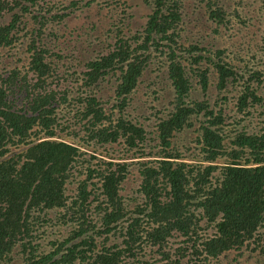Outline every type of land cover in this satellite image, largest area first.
Wrapping results in <instances>:
<instances>
[{
    "label": "trees",
    "instance_id": "16d2710c",
    "mask_svg": "<svg viewBox=\"0 0 264 264\" xmlns=\"http://www.w3.org/2000/svg\"><path fill=\"white\" fill-rule=\"evenodd\" d=\"M80 1L0 0L2 63L24 41L27 60L0 71V264L21 248L25 264H157L148 251L161 264H216L232 252L264 257V127L251 131L248 120L263 103L253 86L263 73L246 78L227 48L192 44L183 30L186 13L187 23L205 21L201 10L215 29L228 26L220 0H145L151 12L135 33L126 2ZM94 3L120 10L106 29L107 51L93 49L84 61V48H73L79 56L54 52L49 27ZM89 30L92 44L104 36L98 25ZM156 63L155 75L146 74ZM210 67L218 96L241 88L233 107L226 96L211 103ZM164 68L168 87L157 76ZM191 76L203 100L193 98ZM70 78L81 85L60 89ZM146 82L153 100L141 112L135 100ZM151 109L153 126L141 122L151 121ZM189 130L195 146L183 153L175 141ZM135 172L140 202L128 209L122 185ZM43 221L62 239L37 256L31 239Z\"/></svg>",
    "mask_w": 264,
    "mask_h": 264
},
{
    "label": "rangeland",
    "instance_id": "374dc122",
    "mask_svg": "<svg viewBox=\"0 0 264 264\" xmlns=\"http://www.w3.org/2000/svg\"><path fill=\"white\" fill-rule=\"evenodd\" d=\"M49 3L55 2L56 0H46ZM65 2V0H63ZM91 0H81L80 7L86 4ZM122 2L127 3V7H123L125 10H128L130 14L127 16L126 23L127 29L131 32L135 33L140 31L145 23L147 22V17L151 12V7L145 2V0H121ZM192 1H187L186 7L191 11L190 5ZM220 5L223 6L227 12L228 21L230 22L226 27H217L215 29V25L211 22H208L207 19L203 16V10L200 11L199 20L203 21L201 25H195L194 21L191 20L193 17L189 18V22L187 23L188 16L190 13H186L187 17L185 18L183 30L186 31L190 35L189 39L192 44L201 45L202 47H208L212 49H228L230 58L233 63L239 68L241 74H244L246 78L249 77V72L253 74L254 72H262L261 76L263 83L257 84L253 83V86L258 87V95L263 98V103L259 106H255L256 110L249 109L252 115L248 116V120H254L252 124H250L251 131L257 129L258 127H264V33H263V24H264V10L263 3L261 0H220ZM111 7H102L100 8L97 4H93L90 8H82L78 9L76 12L70 13V17L65 21V24H60L58 27L53 26L49 27V29L54 28L56 36L49 38L48 46L56 53L64 54L66 52L73 51L76 56H79L78 51L73 50V48L78 49L84 48L87 51L83 53L79 57L82 61L85 60L86 57L90 56L93 49L102 50V52L107 51V45L112 41L108 39L106 33V29L110 26L111 23H118V12L120 10L117 9L115 14L109 13ZM99 26L97 34L100 32L104 33V36L101 37L99 42H95L92 44L93 38L88 34L90 33L89 28L92 26ZM112 28V26L110 27ZM215 29L216 32L213 30ZM100 31V32H99ZM88 35V36H87ZM21 41H24L23 39ZM88 41V42H87ZM79 43V46H78ZM91 44V45H89ZM16 47V55L11 57H6L4 60V64L2 63L3 58L0 57V71H3L2 68H6L8 70L18 67L22 68L27 63L25 60V41L19 43ZM0 56L3 54L0 53ZM5 56V55H4ZM20 60V61H19ZM19 61V62H17ZM159 63L163 64V60H158ZM159 63H156V66H151L147 69L146 74L155 75L153 70L155 71L157 67L160 66ZM81 62L75 66V69L81 71L83 68H80ZM62 66V65H61ZM64 69V67L62 66ZM211 68V89L210 92V101L213 103L215 101L218 93L215 91L214 82L216 81V77L213 74V68ZM61 69V70H63ZM153 69V70H151ZM249 71V72H248ZM165 72V68L160 72H157V76L164 82V85L167 86L166 76L163 74ZM148 78V76H146ZM59 80L54 81V86ZM191 82L194 87L193 98L197 101L203 100V93L199 89L197 79L191 76ZM52 85V86H53ZM81 85L80 81H76L72 78L63 80L61 79L59 83V88L64 89L68 87L70 90H75V88ZM154 90V87H150L149 82H146L143 86H140V92L136 96L135 104L141 107V112L145 111L149 108L150 101L152 102L153 98L151 95V91ZM107 92V90H104ZM241 88L235 87L230 88L228 92H225L222 96H226L228 100V106L233 107L237 97L240 95ZM218 96V97H222ZM172 97L171 91L167 94V99L170 100ZM155 102L159 103L155 99ZM17 105H21L18 103ZM156 105L154 103L153 107ZM155 111L153 109L149 110L147 115L151 116V121H141L146 123L149 126H153L156 124L155 117L153 114ZM61 118V117H60ZM258 126V127H257ZM178 138L176 145L180 148V150L184 153L187 150H192L195 146L194 138L196 136L192 130H189L188 133H180L177 134ZM157 143L151 142L150 146H155ZM149 145L147 148H151ZM152 149H146V152H150ZM91 153V152H90ZM141 182V176L137 172L134 173L133 176L122 185L123 190L121 194L127 198L126 207L128 209H133V207L138 204L140 201L139 195L136 194ZM76 185L73 184L69 186L68 194H73ZM55 217V213H50L48 218ZM44 223V221H43ZM67 229V227H66ZM55 232V235H54ZM59 232L55 229L49 228L48 223H44L43 228L38 229L35 233L36 238L31 239V246L35 248L34 252L37 256H41L44 254H48L53 250V241L58 237ZM67 230H62V237L66 236ZM62 239V238H60ZM118 242L121 239H117ZM174 247H178L179 240H173ZM21 248V247H20ZM23 249H17L13 255L14 261L11 264H25L22 256ZM157 264H161L160 256L156 253L147 252ZM235 253H229L227 258H222L221 261L216 264H264V257L255 258L249 257L248 254L244 256H240L237 259L234 258ZM188 258L182 259L181 264H187Z\"/></svg>",
    "mask_w": 264,
    "mask_h": 264
}]
</instances>
